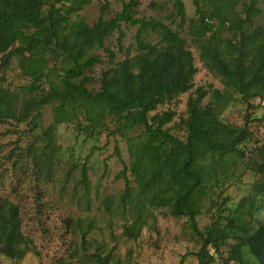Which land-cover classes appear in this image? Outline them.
Returning <instances> with one entry per match:
<instances>
[{"label": "rangeland", "instance_id": "1", "mask_svg": "<svg viewBox=\"0 0 264 264\" xmlns=\"http://www.w3.org/2000/svg\"><path fill=\"white\" fill-rule=\"evenodd\" d=\"M130 1L91 0L80 12L69 16L68 23L82 20L94 27L101 19H114ZM251 1L200 0L205 22L209 19L222 30L219 46L223 54L238 47L237 25L246 18L245 4ZM46 2V11L55 9L66 16L70 1ZM182 2L184 18L178 14L174 0H139L132 12L135 18L160 21L179 33L198 69L194 88L160 105L151 116L175 112L173 122L165 128L185 141L190 97L203 89L207 96L202 106L206 107L213 102L214 90L227 93V103L214 104L219 109L218 120L236 135L247 132L248 138L238 145L237 152L217 154L215 159L206 160L210 167L205 170L210 172V177L197 224L203 233L212 227L226 229L230 217L239 224L220 253L208 249L216 259L212 264H263L238 237H245L248 229L256 230L264 223V193L255 191L256 184L264 183V175L259 173L264 147V109L254 104L255 98L247 101L241 94L226 91L222 78L206 66L195 42L199 16L194 1ZM258 7L263 9L264 0H258ZM254 21L256 26L264 27V15L255 17ZM245 28H250V22ZM137 31L138 26L122 23L106 38L105 48L113 57L105 49L85 48L88 56L100 59V63L83 75L89 78L86 88L90 92L96 94L102 89L105 72L117 70L121 63L140 54ZM144 37L146 42L159 47V33L148 31ZM66 57L67 53L61 49L48 50L43 59L44 86L38 92L23 93L21 87L29 86L32 79L25 75L19 56H11L5 66L0 53L2 88L18 93L20 104L26 98L50 99L22 122L0 119V200L18 207L22 233L32 249L23 259L9 258L0 251V264H181L182 261L200 264L197 253L202 248V238L193 231L189 217H174L168 207H153L147 202L149 193L146 196L139 193L131 164L133 152L145 138V128L126 129L100 107L92 108L89 115L85 105L69 106L66 120L55 115L60 105L58 92L71 62ZM125 168L134 203L142 204L141 212L123 201ZM140 214L146 223L135 233L138 237L126 236L124 227L133 224ZM234 249L236 259L230 256Z\"/></svg>", "mask_w": 264, "mask_h": 264}, {"label": "trees", "instance_id": "2", "mask_svg": "<svg viewBox=\"0 0 264 264\" xmlns=\"http://www.w3.org/2000/svg\"><path fill=\"white\" fill-rule=\"evenodd\" d=\"M68 1L65 16L55 9L46 11V0H0V53L5 66L11 56H19L25 75L32 79V83L21 87L20 91L38 92L44 86L43 59L47 51L58 48L67 53V61L71 62L65 69L63 87L58 92L60 105L56 107L55 115L66 120L70 115L66 109L69 106L85 105L89 115L92 108L100 107L108 110L126 129L144 127L145 138L133 152L131 164L139 193L145 196L149 193L147 202L153 207H168L174 217H189L193 231L202 238V248L197 253L200 264L214 263L216 259L208 249L211 247L220 253L222 245L234 235L239 224L230 217L226 229L212 227L203 233L198 228L196 218L201 214L202 198L210 177V172L205 170L210 167L206 160L215 159L217 154L224 156L237 152L238 145L248 138L247 132L236 135L218 120L219 109L214 108V104L222 106L223 101L227 103V93L214 90L213 102L206 107L202 106L207 96L203 89H199L195 97H190L189 117L185 123L187 138L180 140L165 128L173 122L175 112L151 114L160 105L194 88L193 80L198 69L186 41L160 21L135 18L132 12L139 0L124 4L123 11L114 19H101L94 27L82 20L68 23V17L80 12L91 0ZM193 1L199 16L195 30L199 35L195 42L206 66L222 78L226 91L241 94L247 101L250 97L264 98V27L256 26L254 21L255 17L264 15V7H258V0L245 4L246 18L237 25L240 30L238 47L223 54L219 46L221 28L215 27L209 19L205 22L200 0ZM174 3L178 14L184 18V3L182 0H174ZM247 22H250V28H245ZM122 23L138 26L136 42L140 54L121 63L117 70L105 72L102 89L93 94L86 88L89 78L83 75L100 63V59L88 56L85 48L105 49L113 57L114 54L105 48V40ZM231 26L234 28V24ZM148 31L160 34L159 47L145 41L144 35ZM34 99L26 98L20 104L18 93L7 91L0 85V119L22 122L44 103L50 102V99ZM118 151L117 148L119 155ZM261 151L259 173L264 175V147ZM127 172L125 168L122 173L126 186L123 201L137 207L136 212L138 209L141 212L142 204L134 203ZM255 191L264 193V183L256 184ZM145 223L140 214L133 224L124 227V234L136 239L138 235L135 233H139ZM238 238L264 264V223L256 230L248 229L245 237ZM0 251L14 259H23L32 251L22 233L18 207L4 200H0ZM236 252L235 249L231 251L232 259H236Z\"/></svg>", "mask_w": 264, "mask_h": 264}, {"label": "built area", "instance_id": "3", "mask_svg": "<svg viewBox=\"0 0 264 264\" xmlns=\"http://www.w3.org/2000/svg\"><path fill=\"white\" fill-rule=\"evenodd\" d=\"M254 104H255L256 106H259V107H261L262 109H264V98H263V97H256V98L254 99Z\"/></svg>", "mask_w": 264, "mask_h": 264}]
</instances>
